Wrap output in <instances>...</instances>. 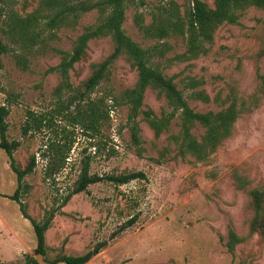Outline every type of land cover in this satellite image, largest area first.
I'll return each instance as SVG.
<instances>
[{
  "label": "rangeland",
  "instance_id": "374dc122",
  "mask_svg": "<svg viewBox=\"0 0 264 264\" xmlns=\"http://www.w3.org/2000/svg\"><path fill=\"white\" fill-rule=\"evenodd\" d=\"M171 1L127 0L126 33L143 47L157 43L145 37L135 17L142 14L149 25L157 7ZM174 1L187 20L191 0ZM204 1L215 7V0ZM42 3L1 0L6 11L23 18L40 9ZM97 19L98 12L93 10L71 25L51 31L45 26V12L39 41L27 43V48L6 34L2 36L11 51L2 56L0 107L5 104L10 110L6 118L9 140L20 143L14 151L17 165L24 169L35 159L36 168L19 184L9 156L0 148V264H27L29 255L39 264H51L62 255H82L103 241L108 245L88 264H264V229L252 228L257 215L252 191L264 189V93L260 91L264 10L251 8L239 23L220 25L213 42L205 45L206 52L190 60H173L187 52L186 35L167 38L164 41L171 49L154 61L166 75L174 77L197 112L226 108L222 101L232 92L240 103L247 102L232 135L202 161L180 154L174 140L180 133L179 115L157 137L141 114L139 155L128 124L130 106L120 100L138 80V72L126 55L113 62L86 97L85 102H96L101 121L97 130L85 126L83 116L90 105L75 95L85 90L95 65L112 55L115 43L110 36L89 42L85 57L70 70L72 87L58 91L62 77L51 69ZM17 55L25 58L24 65ZM190 78L201 82L198 89L209 94V103L190 97L186 85ZM143 103L144 110L151 109L158 116L172 111L166 97L152 88L147 89ZM205 131L196 124L192 133L201 139ZM85 162H89L92 174L142 171L147 179L119 186L95 183L74 195L54 217L46 233L47 255L40 256L31 222L23 217L20 205L6 196L19 190L28 214L41 221L48 211L61 206ZM261 217L264 224V209ZM133 218V225L112 237ZM231 229L239 237L234 252L227 246Z\"/></svg>",
  "mask_w": 264,
  "mask_h": 264
},
{
  "label": "trees",
  "instance_id": "16d2710c",
  "mask_svg": "<svg viewBox=\"0 0 264 264\" xmlns=\"http://www.w3.org/2000/svg\"><path fill=\"white\" fill-rule=\"evenodd\" d=\"M165 0H160L163 2ZM192 8L185 20L181 16L178 4L172 0L167 5L161 4L157 11L152 15V22L146 25L142 14H137L135 21L140 30L148 39L156 40L154 45L143 47L134 41L124 29L126 20L127 0H43L40 9L28 14L27 17H20L17 13L6 11L0 0V69L3 67L2 56L11 51L4 40L6 34L13 38L14 43L19 46H27L32 42L37 43L40 35L39 27L41 16L47 13L45 26L54 31L64 25H71L82 14L96 10L98 19L96 23L85 28L83 33L77 38L74 48L70 52H62L61 63L52 68L62 77V82L58 88L61 92L64 89H70V70L74 65L81 61L87 54L88 44L92 39L110 36L115 49L111 56L104 62L96 64L93 75L85 84V90L75 95L77 100L86 101V97L92 94L93 90L101 83L109 67L120 56L126 55L130 64L138 72V80L133 88L127 89L121 101L130 106L128 124L130 127L132 142L139 149V155H142V139L140 120L141 114L144 115V121L154 130L155 135L159 137L164 131L169 129L171 121L177 115L181 118L180 133L174 136V140L179 144L180 154L184 157L193 156L196 160L207 159L223 141L228 139L239 117L246 111L247 102L240 103L237 96L232 92L222 102L227 103V107L218 111H208L201 113L195 111L189 104L185 92L178 88L174 77L164 73L162 68L155 64L158 57L164 58L167 51L171 48L169 43L164 41L175 35L187 36V52L179 54L173 60H190L205 53V45L214 40V34L220 25L224 23H239L241 17L251 8L264 10V0H215V7H210L204 0H191ZM5 16V19H3ZM27 48V47H26ZM18 62L25 64V58L17 55ZM187 87L191 90L190 97L209 103L211 97L204 89H198L201 82L190 78ZM148 88L157 90L160 95H164L172 108L169 114L158 116L151 109L144 110L143 100ZM4 91L0 82V93ZM260 91L264 93V77H261ZM220 95V94H219ZM221 96H218L220 98ZM90 99V98H89ZM74 101V99H72ZM71 101V102H72ZM90 105L89 110H85V126L92 130H97L101 118L99 117V108L96 102L88 100L85 102ZM9 108L4 104L0 107V148L3 149L10 159V166L17 175L19 184L22 183L25 176L29 175L36 168V161L33 159L29 166L20 168L14 158V151L20 146L18 141H10L8 138V123L6 118L9 114ZM196 124L203 126L206 131L201 139H198L192 130ZM143 179L147 176L144 172H131L123 174H92L90 172L89 162L84 163L80 178L76 182L71 192L64 198L61 206L47 212L45 217L38 221L31 217L26 206L19 199V190L9 197L20 205V210L24 218L28 219L36 234L37 249L36 252L42 256L47 255L46 233L51 227L54 217L62 212V208L68 204L69 200L76 194L85 192L89 186L100 182H111L115 185H125L131 181ZM252 201L256 208L257 215L252 222V228L263 230L264 224L261 222V215L264 209V189L255 188L252 191ZM135 218L123 224L120 230L112 237L127 229L135 223ZM236 241L239 237L231 229L229 232V242L227 246L231 252L235 250ZM107 241L100 242L86 253L78 256L62 255L49 262L51 264H88L97 256L106 246ZM27 264H39V261L32 256H27Z\"/></svg>",
  "mask_w": 264,
  "mask_h": 264
},
{
  "label": "water",
  "instance_id": "95a60500",
  "mask_svg": "<svg viewBox=\"0 0 264 264\" xmlns=\"http://www.w3.org/2000/svg\"><path fill=\"white\" fill-rule=\"evenodd\" d=\"M40 256H42V255H40ZM40 260V259H39Z\"/></svg>",
  "mask_w": 264,
  "mask_h": 264
}]
</instances>
